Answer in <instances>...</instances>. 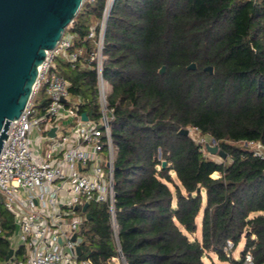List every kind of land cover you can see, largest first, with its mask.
<instances>
[{
  "label": "trees",
  "instance_id": "1",
  "mask_svg": "<svg viewBox=\"0 0 264 264\" xmlns=\"http://www.w3.org/2000/svg\"><path fill=\"white\" fill-rule=\"evenodd\" d=\"M105 4H83L66 30L75 36L74 50L94 49L88 35ZM103 53L116 222L127 264H207L211 254L264 264V160L246 145H264V2L115 0ZM191 63L196 70L187 69ZM56 66L71 97L82 100L79 113L98 120L96 70L73 68L63 57ZM47 104L45 98L42 108ZM186 128L214 139L226 157H211L180 134ZM88 214L83 259L104 264L117 255L109 208L91 204ZM0 217V263L9 264L15 221L1 205ZM242 239L235 260L230 254Z\"/></svg>",
  "mask_w": 264,
  "mask_h": 264
},
{
  "label": "built area",
  "instance_id": "2",
  "mask_svg": "<svg viewBox=\"0 0 264 264\" xmlns=\"http://www.w3.org/2000/svg\"><path fill=\"white\" fill-rule=\"evenodd\" d=\"M114 2L106 0L102 18L90 28L88 38L95 46L88 54L83 48L74 50L73 39L66 34L53 50L47 51L38 69L33 95L19 121H13L0 153V202L12 215L15 231L19 227L18 233L8 238L14 250L12 258L18 253L22 256L14 264H93L83 259V253H77L84 243L79 230L88 214V210L82 211L85 204H105L109 208L117 255L107 258L104 264H127L116 222V152L111 135L112 109L107 100L111 86L103 76L104 38ZM59 57L73 68L96 70L98 120L89 115L88 121L82 119V100L71 97L69 81L57 71ZM41 91L48 104L37 114L36 97ZM53 128L56 131L51 136ZM246 145L264 160V145ZM232 248L229 241L226 251ZM248 260L251 261L250 256Z\"/></svg>",
  "mask_w": 264,
  "mask_h": 264
},
{
  "label": "water",
  "instance_id": "3",
  "mask_svg": "<svg viewBox=\"0 0 264 264\" xmlns=\"http://www.w3.org/2000/svg\"><path fill=\"white\" fill-rule=\"evenodd\" d=\"M85 0H0V153L5 148L9 130L14 120L19 121L33 95L38 69L46 58L47 51L53 50L62 40L69 25L78 16ZM188 70H196L191 63ZM213 73L212 67L204 69ZM163 66L159 74L163 75ZM82 119L88 121L86 112ZM56 128L50 132L55 135ZM180 134L189 136L188 129ZM211 155L226 157L219 145H206ZM163 167L166 162H163ZM89 205L85 204L83 212ZM78 208H76L77 210ZM90 220V214H86ZM19 227L16 226L17 234ZM76 236L73 237V240ZM82 255V247L77 248ZM14 254L10 249L6 261Z\"/></svg>",
  "mask_w": 264,
  "mask_h": 264
},
{
  "label": "rangeland",
  "instance_id": "4",
  "mask_svg": "<svg viewBox=\"0 0 264 264\" xmlns=\"http://www.w3.org/2000/svg\"><path fill=\"white\" fill-rule=\"evenodd\" d=\"M65 34H66V37H72V39L75 40V36L70 31H67ZM45 98H46V96L44 95V92L43 91H41L38 94V96L36 97V108H35V111H36L37 114H39L41 112V110H42V103H43V100ZM186 129H188L190 131L189 136L191 138H193V140H195L196 142L202 144L204 147H206L207 144H210V145H216L217 144L214 139H212L209 136L202 135L201 132L197 131L194 128H186ZM210 156L213 157L216 160H220L221 161V159H220V157L218 155H210ZM213 177L214 178H217V177H219V174L215 173L213 175ZM0 205L3 207V205L1 204V202H0ZM78 213L80 214V212H78ZM86 220L87 219H86V216H85V220H84V222L81 225L80 230H79L80 231V236L83 239H85V231L87 230V228H86L87 226H86V222H85ZM200 228L201 227L199 226L197 233L194 235V237H197L199 239L201 238V229ZM15 242H16V240H15ZM244 244H245L244 239H242V241L237 245V247L231 252L230 255L233 257V259H235V260H239L240 259V253L243 250ZM10 245H11V243H10ZM21 258H22L21 253H18L14 258H12L10 260V263L9 264L17 263ZM206 263L207 264H232V263H229V262H223V261H221L214 254H211L210 259H207L206 260ZM0 264H5V263L1 262Z\"/></svg>",
  "mask_w": 264,
  "mask_h": 264
}]
</instances>
